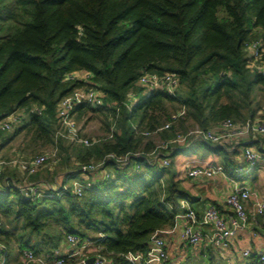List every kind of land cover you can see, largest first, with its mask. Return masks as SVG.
<instances>
[{"label":"trees","instance_id":"trees-1","mask_svg":"<svg viewBox=\"0 0 264 264\" xmlns=\"http://www.w3.org/2000/svg\"><path fill=\"white\" fill-rule=\"evenodd\" d=\"M259 39L264 0H0V116L22 117L0 131L13 130L0 150L23 134L19 158L35 155L27 157L30 147L56 149L45 167L59 162L67 179L80 176L83 164L105 160L87 173L92 185L81 196L70 188L26 198L16 186L19 168L9 164L14 157L3 154L0 238L46 253L69 234L104 233L102 252L111 263L134 264L126 254H146L152 234L173 227L180 199H189L171 162L184 143L163 150L170 151L164 165L151 157L155 142L146 132L171 140L191 125L211 129L229 118H257L255 89L264 93V76L250 66L246 47ZM80 70L91 73L89 81L67 78ZM145 72L176 73V95L143 84ZM82 87L102 94L101 104L85 102L75 113L77 121L89 111L105 117L108 134L92 145L56 137L58 103ZM168 121L171 127L160 130ZM111 153L130 157L120 163ZM136 171L142 176L129 174Z\"/></svg>","mask_w":264,"mask_h":264},{"label":"built area","instance_id":"built-area-1","mask_svg":"<svg viewBox=\"0 0 264 264\" xmlns=\"http://www.w3.org/2000/svg\"><path fill=\"white\" fill-rule=\"evenodd\" d=\"M246 52L252 69L257 70L264 76V39L250 42L246 47ZM67 78L73 81H89L91 73L84 70L75 71L69 73ZM141 82L152 88L164 87L171 94L176 95L179 77L176 73L171 72L163 75L145 72L141 76ZM85 102L93 105L101 104V92L94 88L82 87L60 100L57 110L60 124L56 129L57 138L63 137L72 142L86 145H92L96 141L81 135L80 125L75 118L76 109ZM185 112L186 110L183 108L174 114L173 118L176 119ZM21 119L22 117L19 114H12L6 118L0 116V131L11 130ZM172 124L173 121H168L160 130L170 128ZM146 134H151V132H146ZM254 134L264 135V119L249 117L245 121L238 122L229 118L224 120L218 128L203 129L197 126L185 134L180 133L175 139L165 140L161 147L169 149L171 143L186 141L189 136L214 145H225L230 139L245 138ZM2 141L3 138L0 132V144ZM235 146L233 144L230 148L233 149ZM164 149L156 154L155 159L161 157L163 164L169 165L168 154L170 151L164 153ZM55 155L56 150H51V152L37 153L25 159L14 158L9 164L18 167L22 172L36 174ZM107 157L114 158L120 163H126L130 154L117 157L114 153H111ZM262 161H264V149L245 145L242 151V163L239 167L241 169L243 164H248L247 171H249L252 166H257ZM4 163L5 161L0 156V175ZM104 164L105 160L83 164L80 176L72 178L71 185L61 186L44 181L41 183H17L16 186L33 198L64 194L70 188L74 195L81 196L85 189L92 185L87 173L101 169ZM237 170L239 171V169ZM188 175L192 178L211 179L219 175L228 177L229 173L222 164H208L190 168ZM250 201L252 207L248 209L247 205ZM224 208V210H221L216 204H209L200 214L189 199H180L179 212L176 215L173 227L156 230L151 236L147 253L129 252L126 254L127 259L134 264H155L168 260L169 254L166 239L163 236L164 233L179 232L181 239L194 248L204 243H210L216 248H226L231 244L233 238L249 229L251 221L264 226V198L260 196L255 188L246 183L236 182L234 184L232 191L225 200ZM259 216L261 220H259ZM2 224L3 218L0 216V228ZM105 237L104 233H99L96 237L86 238L69 234L65 239L69 244L68 248L64 249L60 245L51 252L46 253H37L32 248L20 249L18 260H13L10 246L0 238V264H88L87 261L90 257L94 258L91 264H112L111 260L102 252ZM243 256L246 257L245 264H264V249L253 254L252 250L247 248L244 250Z\"/></svg>","mask_w":264,"mask_h":264},{"label":"rangeland","instance_id":"rangeland-1","mask_svg":"<svg viewBox=\"0 0 264 264\" xmlns=\"http://www.w3.org/2000/svg\"><path fill=\"white\" fill-rule=\"evenodd\" d=\"M254 77L257 75V72L254 71ZM255 96H258V106L260 105L261 110H258L257 113V118L258 119H264V93L258 94V90L257 88L255 89ZM28 118V117H27ZM21 123V122H20ZM79 125H80V133L82 136L88 137L92 140H98L100 138H102L103 136L107 135V126L105 124V117H103L102 115L98 114L97 112H92L89 111L87 116L83 119L78 121ZM16 126V124L14 125V127ZM197 126L195 125H191L188 129L187 132H189L192 129H195ZM11 133L13 132L10 131ZM10 132L4 134L3 137L8 136V134H10ZM183 134H185L186 132H181ZM151 135L152 139L155 142V147L151 152V157L153 156V158H156V154L160 153V150L164 149L163 147H161V145L164 144V141L166 139H163L160 134L158 132H154L153 134H148ZM257 135H261V134H257ZM264 136V135H263ZM245 137V138H249ZM24 135L23 134H19L18 136H16V138L10 143V145H8L7 147H5V149L0 150V156L2 157V155L5 153H11L12 156L14 158H19L20 153H15L19 152L21 150L24 149ZM193 136H189L187 138L186 141L180 142V143H184V147H182L175 155H173L171 157V162H172V167L173 169L176 171L179 179L181 180V184L182 186L186 189V191L188 192V198L191 201H194L195 199H198L200 197H202V195L198 194V192H195L194 189L198 188L199 186V180L194 179L192 177H190L188 175V170L191 167V165L194 164H222L224 167H227L229 176H231L234 179H238L241 180L247 184L251 183L254 176L257 177L254 178V183L258 184V191L261 193L262 197H264V189L262 190V187H264V165L260 166V169L257 166H252L251 169L249 171H247V169L249 168V165H245L243 164V167H241V169L238 170H234V171H230V167H236L237 165V158L235 159L236 162H233L232 155L221 150L218 149V147L215 146H206L203 144V142H201L199 139H193ZM243 138H236L235 142L239 143ZM68 140V139H67ZM190 140L192 142H190ZM70 141V140H69ZM24 143V144H23ZM179 143V141H178ZM187 145H186V144ZM218 145V144H216ZM23 147V148H19ZM220 147H222L221 145H219ZM227 147V146H226ZM32 147L29 148L28 151V156L33 155V154H37L40 153L43 149H46L48 147H44V148H40L37 149L35 151L31 150ZM223 148V147H222ZM21 149V150H20ZM51 150H56V149H48L47 152H51ZM57 152V151H56ZM17 154V155H16ZM231 155V157H230ZM54 158V156H52V159ZM23 159V158H22ZM51 159V160H52ZM5 165H9V164H5ZM260 165V164H259ZM11 166V165H10ZM51 164H49L47 167H45L44 169H42L40 172H37V174H28L27 172H22L21 170H17V176L22 180V181H17L18 183H31L33 181H48L50 183H56V182H60L61 184H68L71 185L73 179H67L65 178V176H60V174H63L62 170H61V164L59 162H56L55 164H52V168H50ZM12 169V168H11ZM133 167L129 169V171H132ZM62 171V172H60ZM131 174V176H142L143 171H136V172H131L129 173ZM83 176V175H82ZM229 179H225L222 181L221 186L223 187V189H225V191L228 190L229 188ZM260 188V189H259ZM203 191L207 190L209 191V193L206 196V200H210V199H214L216 198V195L210 190V185L209 183H206L205 186L202 188ZM229 196V195H228ZM227 196V197H228ZM226 197V198H227ZM175 234V235H174ZM165 235L166 238V242L167 244L170 242V238H175L176 245L179 247V251L177 250L174 251L175 253H171L168 251L169 257L167 261H162L159 264H245L246 261V257L243 256V251L245 250V248H253L252 243H240V245H238L237 247H233L231 246V248L226 251H221L218 250L220 248H216L213 245H209V248H207V246L205 247L204 244H201L199 247L194 248L193 246H191L190 244H188V242L184 241L181 242V237L179 232H173L172 234H163V236ZM234 239V238H233ZM232 239V240H233ZM231 240V242H232ZM65 241V240H64ZM63 241V242H64ZM175 245V246H176ZM10 246V245H9ZM10 248L12 249L13 247L10 246ZM27 248V247H26ZM208 249V251H210L208 253V257L205 258L204 256V250ZM17 249H20L19 247H17ZM25 249V248H23ZM252 250V249H251ZM171 255H174L171 257ZM169 262V263H168Z\"/></svg>","mask_w":264,"mask_h":264},{"label":"crops","instance_id":"crops-1","mask_svg":"<svg viewBox=\"0 0 264 264\" xmlns=\"http://www.w3.org/2000/svg\"><path fill=\"white\" fill-rule=\"evenodd\" d=\"M233 144H235L236 146H235V148L231 149L230 147ZM245 145H251V146H253L255 148L264 149V136L263 135L254 134V135H251L249 138H243L239 143H236L235 139H230V141H227L225 143V145H221L223 147V149H221V148L220 149L225 151V152L227 151L229 154H231L232 155L231 159H233L234 163L236 162L235 159L236 158L238 159L236 167H233V166L230 167V169H231L230 171H234V170L240 169L239 166L242 163V151H243V148H244ZM216 147H220V146L218 145ZM233 151H235V152H233ZM231 155H230V157H231ZM218 164H220V163H218ZM259 164H258V167L260 169V166L264 165V161L260 162ZM201 165H208V163H206V164H194V165H191L190 168H193L195 166H201ZM257 175H259V174H257ZM257 175L254 176V178L257 177ZM61 176H63V174ZM81 177L83 178V176H81ZM224 178L225 179H229V182H230L229 183V188H228L227 191H225V189H223V187L221 186V183L224 180ZM254 178H253L252 182L249 183L248 185H250L251 187L255 188L258 191V184L254 183ZM194 179H197V180L200 181L198 188H195L194 191L198 192V194L202 195V197H200L198 199H195L194 201H191V203H192L193 207L200 214L205 210V208L209 204H216L217 206H219V208L221 210H224L225 209L224 205H225L226 197L232 191L234 184L236 182L245 183V182H243L241 180L234 179L231 176L226 177V176H223V175H219V176L211 178V179H204V178H194ZM206 183H209L210 188H211L210 190L216 195V198L210 199L209 201L206 200V196L209 193V191H207V190L203 191V189H202L205 186ZM263 189H264V187H262L261 191H263ZM259 194L262 197L260 192H259ZM247 206H248V209H251V207H252L251 201L248 203ZM165 234H167V233H165ZM168 234H172V233H168ZM164 237H165V235H164ZM175 238H177V237L170 238L169 239L170 242L167 244V250L169 252H171V253H175L174 251L177 252V250L179 251V247L176 245L177 241L175 240ZM180 240H181V242L184 243V240H182V239H180ZM249 242L252 243L253 248H251V249H252L253 254H256L257 251H259L261 249H264V226L263 225L258 224V223H253L251 221L249 229H247L246 231L240 233L237 237H235L228 247L220 248L218 250H221L222 252L228 250V252H229V249L231 248V246L237 247L238 245H240V243H249ZM204 245H205V247L207 246V248H209V245H212V244L204 243ZM61 246L64 249H66V248L69 247V244L66 241H64V242L61 243ZM207 248L204 250L205 258L208 257V253L210 252V251H208ZM247 248H245V249H247ZM19 255H20V249H17V247L14 246L11 249V256H12L13 260H18L19 259ZM172 256H174V255H171V257ZM172 258H174V257H172ZM155 264H159V263H155Z\"/></svg>","mask_w":264,"mask_h":264},{"label":"water","instance_id":"water-1","mask_svg":"<svg viewBox=\"0 0 264 264\" xmlns=\"http://www.w3.org/2000/svg\"><path fill=\"white\" fill-rule=\"evenodd\" d=\"M23 194L25 195L26 198H31V195L26 194L25 192H23ZM258 218H259V220H261V217H260V216H259ZM93 260H94V258H93V257H90V258L88 259L87 263H88V264H91Z\"/></svg>","mask_w":264,"mask_h":264}]
</instances>
